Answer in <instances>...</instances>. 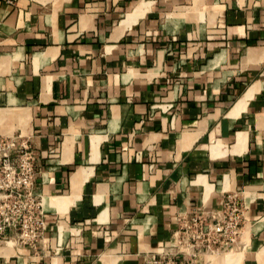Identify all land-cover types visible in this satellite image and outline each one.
I'll return each instance as SVG.
<instances>
[{
  "label": "crops",
  "instance_id": "1",
  "mask_svg": "<svg viewBox=\"0 0 264 264\" xmlns=\"http://www.w3.org/2000/svg\"><path fill=\"white\" fill-rule=\"evenodd\" d=\"M0 135L48 222L0 264H143L228 195L240 240L195 264H264V0H0Z\"/></svg>",
  "mask_w": 264,
  "mask_h": 264
},
{
  "label": "built area",
  "instance_id": "2",
  "mask_svg": "<svg viewBox=\"0 0 264 264\" xmlns=\"http://www.w3.org/2000/svg\"><path fill=\"white\" fill-rule=\"evenodd\" d=\"M37 154L16 137L0 135V237L15 230L19 241L35 246L48 222L35 190ZM245 206L228 195L219 211L182 218L175 237L143 264H195L202 256L232 249L239 242Z\"/></svg>",
  "mask_w": 264,
  "mask_h": 264
},
{
  "label": "bare ground",
  "instance_id": "3",
  "mask_svg": "<svg viewBox=\"0 0 264 264\" xmlns=\"http://www.w3.org/2000/svg\"><path fill=\"white\" fill-rule=\"evenodd\" d=\"M210 259H212V258H214V257H216L215 255H212V256H208Z\"/></svg>",
  "mask_w": 264,
  "mask_h": 264
},
{
  "label": "rangeland",
  "instance_id": "4",
  "mask_svg": "<svg viewBox=\"0 0 264 264\" xmlns=\"http://www.w3.org/2000/svg\"><path fill=\"white\" fill-rule=\"evenodd\" d=\"M235 246H237V244H236V245H234V246H233V248H234ZM228 250H229V249H228Z\"/></svg>",
  "mask_w": 264,
  "mask_h": 264
}]
</instances>
